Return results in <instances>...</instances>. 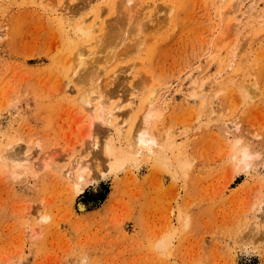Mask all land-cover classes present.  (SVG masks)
Returning <instances> with one entry per match:
<instances>
[{
	"label": "rangeland",
	"instance_id": "1",
	"mask_svg": "<svg viewBox=\"0 0 264 264\" xmlns=\"http://www.w3.org/2000/svg\"><path fill=\"white\" fill-rule=\"evenodd\" d=\"M120 1L0 0V264H264V0Z\"/></svg>",
	"mask_w": 264,
	"mask_h": 264
},
{
	"label": "bare ground",
	"instance_id": "2",
	"mask_svg": "<svg viewBox=\"0 0 264 264\" xmlns=\"http://www.w3.org/2000/svg\"><path fill=\"white\" fill-rule=\"evenodd\" d=\"M129 3V2H128ZM120 4H122V5H124V1L122 0V2L120 1ZM119 5V4H118ZM125 5H126V3H125ZM121 18V17H120ZM80 25H83L82 23H80ZM84 61V59H81V61ZM93 63H94V61H93ZM90 64V63H89ZM85 66V65H84ZM94 91V90H93ZM95 93H96V91H94ZM93 92V93H94ZM99 94V93H98ZM91 96H92V94H91ZM96 96H97V94H96ZM101 96L102 95H98V97H95V99L93 98V97H91V99L93 98L94 99V102L96 103L95 104V106L99 109V108H104L103 107V105H102V101H101ZM94 104V103H93ZM95 110V109H94ZM110 113V112H109ZM111 115H113V114H115V113H110ZM120 114V113H119ZM121 116V115H120ZM109 117V116H108ZM113 117V116H112ZM112 117H110V118H112ZM106 119H108V118H106ZM111 120V119H110ZM114 122V121H113ZM108 123H110V122H108ZM118 123V122H117ZM117 123H115L112 127H113V130L114 129H117V127L119 126ZM111 127V126H110ZM116 127V128H115ZM26 158H28V157H25V159L24 160H27L26 162H28V159H26ZM81 176V175H80ZM79 177V176H78ZM78 179H80V178H78ZM84 207H85V205H83Z\"/></svg>",
	"mask_w": 264,
	"mask_h": 264
},
{
	"label": "clouds",
	"instance_id": "3",
	"mask_svg": "<svg viewBox=\"0 0 264 264\" xmlns=\"http://www.w3.org/2000/svg\"><path fill=\"white\" fill-rule=\"evenodd\" d=\"M83 190L81 189V192H82ZM82 208H83V205L81 206Z\"/></svg>",
	"mask_w": 264,
	"mask_h": 264
}]
</instances>
